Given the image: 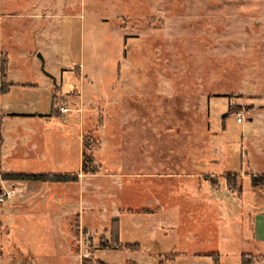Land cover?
Masks as SVG:
<instances>
[{
    "label": "rangeland",
    "instance_id": "1",
    "mask_svg": "<svg viewBox=\"0 0 264 264\" xmlns=\"http://www.w3.org/2000/svg\"><path fill=\"white\" fill-rule=\"evenodd\" d=\"M252 177L264 0H0V264H264Z\"/></svg>",
    "mask_w": 264,
    "mask_h": 264
},
{
    "label": "trees",
    "instance_id": "2",
    "mask_svg": "<svg viewBox=\"0 0 264 264\" xmlns=\"http://www.w3.org/2000/svg\"><path fill=\"white\" fill-rule=\"evenodd\" d=\"M2 83H6V75L4 70V64L1 69V92L2 90ZM55 103V99H54ZM56 109L53 110L50 117H56L57 115L54 113ZM33 117V116H30ZM84 145L89 144L90 137L86 135V137L83 138ZM86 142V144H85ZM91 152V151H90ZM92 153V152H91ZM90 154H87L86 152H83V164L81 166V172L84 175H91L95 170L90 167L92 165V159L93 156ZM79 174L75 173H47V174H40V175H33V174H15V173H5L2 174L1 178L3 180L8 181H24V182H38V183H63V184H77L78 183V177ZM252 185H264V178H257L252 177L251 179Z\"/></svg>",
    "mask_w": 264,
    "mask_h": 264
},
{
    "label": "crops",
    "instance_id": "3",
    "mask_svg": "<svg viewBox=\"0 0 264 264\" xmlns=\"http://www.w3.org/2000/svg\"><path fill=\"white\" fill-rule=\"evenodd\" d=\"M82 74V73H81ZM86 78H84V75L82 74L79 78V81H81V83H83L85 81ZM73 92V91H72ZM71 92V93H72ZM71 93L69 92L68 94L65 95V101L66 102V106L69 108V110H73V109H76V110H73V112L75 114H78V109L81 110L82 107L85 106V108L90 107V102H88L81 94V92H79L78 94H76L77 96L75 97H72L71 96ZM70 105V106H68ZM72 105V106H71ZM78 108V109H77ZM70 112V111H68ZM38 116V115H36ZM39 117V116H38ZM40 118V117H39Z\"/></svg>",
    "mask_w": 264,
    "mask_h": 264
},
{
    "label": "built area",
    "instance_id": "4",
    "mask_svg": "<svg viewBox=\"0 0 264 264\" xmlns=\"http://www.w3.org/2000/svg\"><path fill=\"white\" fill-rule=\"evenodd\" d=\"M58 111L62 114L65 112H68L69 109L65 108V107H59ZM15 195V191L14 190H7L4 193H2V195L0 196V204H3L7 201H9L13 196Z\"/></svg>",
    "mask_w": 264,
    "mask_h": 264
},
{
    "label": "flooded vegetation",
    "instance_id": "5",
    "mask_svg": "<svg viewBox=\"0 0 264 264\" xmlns=\"http://www.w3.org/2000/svg\"><path fill=\"white\" fill-rule=\"evenodd\" d=\"M131 83H134V82H131ZM132 85V84H131ZM135 85V84H134ZM142 89V88H141ZM146 93H148L147 94V96H144V94H146ZM139 96H143V97H145L144 99H152V97L154 98L155 96H153V93L151 92V91H145V90H143L142 91V93H139ZM135 97V96H134ZM143 97H141V98H139L138 96L136 97V98H138V100H140V99H143ZM146 109H147V107H146Z\"/></svg>",
    "mask_w": 264,
    "mask_h": 264
},
{
    "label": "water",
    "instance_id": "6",
    "mask_svg": "<svg viewBox=\"0 0 264 264\" xmlns=\"http://www.w3.org/2000/svg\"><path fill=\"white\" fill-rule=\"evenodd\" d=\"M38 58L42 62V65H43V60L41 59L40 55L38 56Z\"/></svg>",
    "mask_w": 264,
    "mask_h": 264
}]
</instances>
